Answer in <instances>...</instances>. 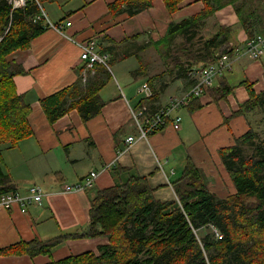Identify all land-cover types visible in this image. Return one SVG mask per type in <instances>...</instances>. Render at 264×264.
I'll return each mask as SVG.
<instances>
[{
  "label": "crops",
  "instance_id": "0c3cea01",
  "mask_svg": "<svg viewBox=\"0 0 264 264\" xmlns=\"http://www.w3.org/2000/svg\"><path fill=\"white\" fill-rule=\"evenodd\" d=\"M114 1L48 0L47 9L43 7L48 19L54 24L70 22L71 26H66L64 33L49 28L29 49L11 56L27 71L16 76L15 83L18 93L25 95L31 105L34 134L15 149L2 148L1 167L16 185L17 193L28 194L31 187L39 185L47 196L43 205L31 206L25 213L18 206L9 209L0 206V249L19 242L48 240L86 227L91 201L97 192L123 184L133 175L148 178L158 201L179 202L173 184L183 175L189 159L219 197L236 192L219 151L235 145L249 129L247 118L235 113L250 98L245 82L258 94L264 91V56L260 60L235 61L234 71L215 82L214 87L220 92L230 90L222 100H217L210 90L205 97L175 111V115L183 118L179 131L169 125L147 140H139L132 110L152 116L192 86L189 80L172 81L167 75L155 78L166 67L161 72L146 68L141 58L145 46L155 48L153 44L166 36L172 22L193 16L204 7L202 1L186 0L177 13L170 14L165 2L156 0L150 9L135 16L128 12L113 15L109 5ZM227 11L230 9L217 12L213 18L224 25L220 16ZM231 13L234 15L232 9ZM256 27L259 32L264 30V24ZM234 39L240 47L248 36L245 30H240L235 32ZM90 40H95L99 51L109 57L107 68L112 80L100 93L104 106L99 115L86 122L73 109L51 123L40 102L81 77L86 81L81 44ZM111 65L118 69L119 75ZM141 66L146 73L135 77L133 73ZM146 83L156 94L162 84L168 85L156 98L145 99L146 103L139 106L145 98L140 90ZM132 136L136 142L130 146L127 138ZM107 165L111 166L104 169ZM92 171L100 172L93 188L64 193L66 185L81 182ZM106 244L107 239L67 242L50 255L0 256V264H48L86 252L99 254L100 247Z\"/></svg>",
  "mask_w": 264,
  "mask_h": 264
},
{
  "label": "trees",
  "instance_id": "16d2710c",
  "mask_svg": "<svg viewBox=\"0 0 264 264\" xmlns=\"http://www.w3.org/2000/svg\"><path fill=\"white\" fill-rule=\"evenodd\" d=\"M47 1L39 0L42 6ZM155 1L115 0L109 9L113 15L128 12L135 16L150 9ZM163 1L168 12L175 14L184 0ZM200 1L204 5L200 13L172 22L166 36L153 44L167 68L155 78L167 75L172 81L184 79L193 85L192 74L215 63L223 44L230 40L236 43L230 53L239 47L235 33L226 25H217L216 33L210 37L203 30L208 19L240 0ZM235 12L248 39L264 34V30H257L252 13L243 19L241 7H235ZM40 14L37 1L13 9L9 0H0V194L16 192V185L1 167L2 148L15 149L34 134L31 105L25 95L18 93L15 83V77L27 71L11 56L29 49L48 29L44 20H36ZM143 73L145 67L141 66L133 74L137 77ZM110 80L108 68L97 64L85 82L81 77L73 85L42 99L41 107L51 123L73 109L80 112L85 122L89 121L100 114L104 106L100 93ZM148 82L152 84V79ZM245 84L250 98L235 115H244L249 129L235 145L219 151L235 193L219 197L189 159L183 175L173 184L179 202L158 201L148 178L133 175L123 184L97 192L91 201L86 227L48 240L7 246L0 249V256L50 255L67 242L107 239L108 244L100 247L99 254L86 252L48 264H264V132L257 130L258 124L264 122V91L258 94L251 84ZM167 85L162 84L157 94ZM211 92L217 100H222L230 90L223 93L216 86ZM157 94L153 90L152 97L141 99L139 106ZM259 112L262 118L257 121ZM209 228L218 229L223 238L218 240L207 232L202 236V246L194 230Z\"/></svg>",
  "mask_w": 264,
  "mask_h": 264
},
{
  "label": "built area",
  "instance_id": "2783aa9c",
  "mask_svg": "<svg viewBox=\"0 0 264 264\" xmlns=\"http://www.w3.org/2000/svg\"><path fill=\"white\" fill-rule=\"evenodd\" d=\"M13 5V9L24 8L30 1H37L40 5L41 14L36 17V20H44L46 27L54 29L59 33L65 32V27L71 26L68 22L66 25L52 23L44 9L40 4L39 0H9ZM82 55L81 60L84 63V73L86 74L92 71L94 73L95 66L97 64L108 67L109 57L108 55L102 54L99 51L95 40H90L86 43L81 44ZM264 56V34H258L255 37L248 39L243 46L238 47L233 53H228L218 59L215 63L208 65L207 67L194 72L193 78L195 83L180 97L171 99L170 103L159 112L152 116H146L143 111L132 110L133 119L139 129L140 136L139 140H147L148 137L154 132L161 128L171 125L175 131H179L182 127L183 118L180 115H175L174 112L190 105L193 101L201 99L209 94L210 90L214 87L215 82L225 77L226 75L234 71L235 61L243 58L251 60H260ZM140 93L145 98H150L153 95L152 89L146 83L142 86ZM171 120V122H170ZM138 140V139H137ZM136 142L134 136L127 138V144L132 145ZM111 165H107L104 169H108ZM100 176L99 171H92L87 175L81 182L74 185H66L64 187V193H76L84 191L94 187L97 179ZM47 194L44 189L39 185L31 187L28 194L21 195L17 192H7L0 195V206L6 209L18 206L23 213L27 212L31 206H41L44 203ZM207 232H211L214 237L218 240H222L223 234L215 228L203 229ZM194 230L195 236L199 243L202 244V236L199 232Z\"/></svg>",
  "mask_w": 264,
  "mask_h": 264
},
{
  "label": "rangeland",
  "instance_id": "374dc122",
  "mask_svg": "<svg viewBox=\"0 0 264 264\" xmlns=\"http://www.w3.org/2000/svg\"><path fill=\"white\" fill-rule=\"evenodd\" d=\"M184 1H186V0H184ZM47 4L48 3L43 4V7L46 9H47ZM202 7H204L203 4H202ZM235 7H241L243 19H246L248 17V15L250 13H252V15H254V19L256 21V24H258L257 25L258 28L263 27V24H264V0H240L239 2L236 3L235 6L230 5L228 7H225L227 9H230V11H227L226 14H224L223 16H220V19H221L222 23H225L224 25L232 28V31L234 33L235 32L238 33V32H240V30H245V29L242 25L241 19L238 17V15L235 12ZM231 9H232V12L234 13V15L231 13ZM217 25H220L219 19H217V18H216V20H215V18L208 19L206 27L203 30V34L206 37L212 36L217 31V28H218ZM145 47L147 48V46H145ZM146 48H145V52L142 54V57L140 56L142 58V63L144 64V66L146 68L148 67V69L152 70L153 72H161L164 69L163 67L165 65L163 64V61L161 60V57L159 56L157 49L153 48V47H150L148 49H146ZM162 50H164V49L162 48ZM111 66H112V69L114 70V72L119 75L118 69L116 67H113V65H111ZM260 118H262L261 112L257 113V117L255 119H257V121H260ZM257 128H258L257 130H259L263 133L264 132V122L263 123L260 122V124H258ZM209 229H211V228H209ZM206 233H207L206 230L201 231V233L199 232V236H200V234H201V236H203Z\"/></svg>",
  "mask_w": 264,
  "mask_h": 264
},
{
  "label": "water",
  "instance_id": "95a60500",
  "mask_svg": "<svg viewBox=\"0 0 264 264\" xmlns=\"http://www.w3.org/2000/svg\"><path fill=\"white\" fill-rule=\"evenodd\" d=\"M235 45L236 43L233 40L223 44L217 52V59H220L222 56L230 53L234 49Z\"/></svg>",
  "mask_w": 264,
  "mask_h": 264
}]
</instances>
